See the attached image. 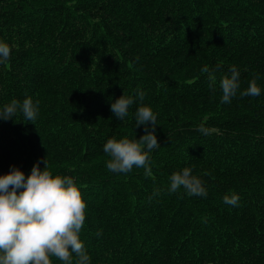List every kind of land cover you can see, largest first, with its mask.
Returning a JSON list of instances; mask_svg holds the SVG:
<instances>
[{"label":"trees","instance_id":"obj_1","mask_svg":"<svg viewBox=\"0 0 264 264\" xmlns=\"http://www.w3.org/2000/svg\"><path fill=\"white\" fill-rule=\"evenodd\" d=\"M0 41V111L39 101L35 121L0 119V175L45 157L73 178L90 264H264V0H0ZM231 66L240 88L222 104ZM253 78L260 95L241 97ZM138 92L157 117L150 176L111 172L103 152L144 134ZM121 95L136 99L122 121L110 111ZM185 167L205 197L169 192Z\"/></svg>","mask_w":264,"mask_h":264},{"label":"clouds","instance_id":"obj_2","mask_svg":"<svg viewBox=\"0 0 264 264\" xmlns=\"http://www.w3.org/2000/svg\"><path fill=\"white\" fill-rule=\"evenodd\" d=\"M10 56V46L0 41V63H7ZM201 71L209 73L210 80H214L207 66ZM229 72L230 76L224 75L220 80L222 104L231 103L240 88V73L236 66H231ZM209 86L213 88L212 83ZM260 93L256 78H253L247 88L240 91V96L256 97ZM137 97L139 106L135 111V122L137 127L144 126V134L139 139L109 138L103 145V152L110 157L106 167L111 172L128 173L135 167L144 168L145 175L150 176L149 153L160 146L155 134L157 117L149 106L144 105V93L138 92ZM134 103L133 97L121 95L111 103L110 111L122 121ZM38 105L39 101L34 105L31 98H25L22 104L14 99L0 111V119H13L19 110L25 121H35ZM197 131L210 134L203 123ZM42 162V170L37 161L27 176L15 166L0 175V264H52V257L63 264H90V256L80 239L86 218L82 194L73 178L53 175L45 157ZM169 181L170 193L183 188L190 196L207 195L203 181L192 175L189 167L173 172ZM154 194H158V190ZM239 199L235 193L223 197L224 203L233 207Z\"/></svg>","mask_w":264,"mask_h":264}]
</instances>
